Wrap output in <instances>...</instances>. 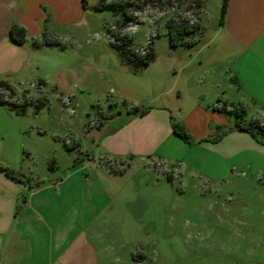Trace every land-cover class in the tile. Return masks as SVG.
Returning <instances> with one entry per match:
<instances>
[{"label":"crops","instance_id":"0c3cea01","mask_svg":"<svg viewBox=\"0 0 264 264\" xmlns=\"http://www.w3.org/2000/svg\"><path fill=\"white\" fill-rule=\"evenodd\" d=\"M98 1L0 0V80L13 90V95H4V99L45 104L41 93L47 83L44 66L55 69L51 57L73 50L70 41L77 30L87 28L95 14L103 13L91 9ZM198 1L203 36L193 47L170 46L157 52L153 42L155 58L138 73L130 72L110 51L84 59L98 73L97 81L110 85L105 103L109 114L98 109L94 117L111 118L94 125L95 131L89 124L84 143L69 145L80 154L65 170L47 174L35 186L0 170V264H112L109 250L117 241L110 243L107 234L123 232L126 223L132 225L130 231L147 234L139 237L131 259L121 255L119 263L143 264L146 251L165 250L166 240L150 228L151 222H156L154 215H145L151 229L146 232L147 223H141L135 218L136 211L125 207L122 177L139 160L149 171L161 170L171 150L182 146V140L172 133L170 116L184 126L192 141L211 153L213 166L221 168L244 154L251 156L243 162L245 168L257 165L253 178L261 190L253 196L261 207L260 222H254L250 209L244 210L249 216L247 232L239 237L233 234V240L219 244L228 250L227 256L200 259L197 264H264V139L233 129L234 120L221 110V105L240 104L248 119L264 123V0H227L221 25L222 0ZM209 5L214 8L211 28L203 19ZM12 24L25 30L26 40L21 45L8 40ZM43 35L57 39L60 46L44 45ZM33 41L38 45H32ZM141 106L149 110L142 115L134 112L133 108ZM111 111H116L115 115ZM219 131L223 134L218 140H204ZM130 154V165L117 173L122 169L120 161ZM164 171L166 177H174V169Z\"/></svg>","mask_w":264,"mask_h":264},{"label":"rangeland","instance_id":"374dc122","mask_svg":"<svg viewBox=\"0 0 264 264\" xmlns=\"http://www.w3.org/2000/svg\"><path fill=\"white\" fill-rule=\"evenodd\" d=\"M171 2V5L163 7L156 3L144 4L133 12V20L121 29L118 27L119 18L113 19L107 11L95 14L96 18L87 28L78 29L77 36L70 41L73 50L62 53L59 58L51 57V63L55 60V69L51 67L54 71L47 66L43 68L47 83L41 93L46 102L39 111L35 110L34 104H29L22 114L0 106V161L27 176L41 178L65 170L80 154L78 149L69 145L84 143L87 139L85 129H89V124L92 131L96 130L97 118L94 116L98 109L109 114L105 103L110 96V85L100 84L98 73L84 59L91 60L101 51L113 54L107 43L112 39L111 34L133 37V45L142 52L152 35H156L153 38L154 49L157 52L167 50L170 46L164 33L165 21L169 18L196 21L192 3L188 0ZM206 12L204 23L211 28L214 8L209 5ZM106 21L109 34L102 28ZM0 93L3 98L7 95L1 88ZM225 115L234 120L233 115ZM110 118L107 116L104 121ZM181 145L179 149L171 150L162 171H149L139 160L122 177L125 207L135 210L138 215L135 218H139L141 223H147V213L153 214L156 222H151L150 228L168 244L163 251H146L143 264H164V258L166 264H197L200 259L227 256L228 250L219 244L233 240V234L239 237L240 233L247 232L245 221L249 216L244 210L250 209L254 222H260L261 207L253 196L261 190L253 178L257 165L252 164L249 168L243 165L245 160L251 159L250 155L230 159L217 168L205 147L195 141L192 144L182 141ZM50 159L54 160L52 171L48 170ZM168 169L175 170L171 184L164 171ZM217 193L222 196H217ZM246 194L249 200L245 199ZM146 225L144 229L150 232L148 223ZM128 226L132 228L126 223L123 232L107 234L110 243L117 241L109 250L112 264H121L118 257L131 259V254L138 249L139 237L147 234L130 231Z\"/></svg>","mask_w":264,"mask_h":264},{"label":"trees","instance_id":"16d2710c","mask_svg":"<svg viewBox=\"0 0 264 264\" xmlns=\"http://www.w3.org/2000/svg\"><path fill=\"white\" fill-rule=\"evenodd\" d=\"M189 3H192L193 9H195L196 21H190L189 19H175L169 18L165 21V34L168 38V44L171 47H175L178 45L193 47L203 36V28L199 24V8L200 3L198 0H188ZM153 4L156 3L158 6H166L171 5V0H131V1H123V2H115L108 0H99L91 9L94 12H104L107 11L113 16H118L119 22L118 27L124 28L127 26L129 22H131L134 18L133 12L140 10L144 4ZM227 0H222L219 14V24L221 25L224 19V14L226 11ZM107 34L109 29L104 25L103 27ZM153 37L150 39L149 43L146 45L145 50L140 51L133 45L132 39L129 36L119 35V34H111L112 39L108 40V45L114 51L118 61L126 66L128 70L132 73H138L142 71L151 61L155 58V52L153 49V38L156 35H152ZM8 40L17 45H21L26 40L25 30L16 25L12 24L7 31ZM41 42L46 46H60V43L57 39L52 38L49 35H43ZM32 45H38L37 42L33 41ZM0 88L7 91L8 96L13 95L12 88L3 80H0ZM34 104L35 110L39 111V109L44 105L41 101H25L22 100L20 102H15L11 100L4 99L2 97V93H0V105L5 106L10 111H15L16 113H25L28 105ZM134 112L138 111L139 114H144L149 110L148 106H141L138 108H133ZM221 110L225 114L234 116V124L233 129H239L248 132L255 138L264 139V123H261L257 119H246L245 118V109L243 105H233L230 108H227L225 105H221ZM110 115H105L97 118L96 126H100L102 120L105 117ZM170 125L172 129V133L180 138L187 144H192L191 136L186 131L184 126L177 121L173 116H170ZM217 130V129H216ZM223 131H219L217 133H213L208 136L204 140L215 141L221 137ZM67 146V145H66ZM68 147V146H67ZM133 155L128 156L127 161H120L123 165L122 169L117 171V173H122V171L127 168L132 159ZM77 159L74 160V162ZM54 169V160L50 159L48 161V170L52 171ZM0 170L3 171L6 175L10 176L14 180L27 184L28 186H35L42 182L43 178H31L24 174L22 171L12 168L6 164H3L0 161ZM167 180L171 184L173 182V178L170 177V174H167ZM24 201V196L20 198L19 202L16 206V211L21 207L22 202Z\"/></svg>","mask_w":264,"mask_h":264}]
</instances>
